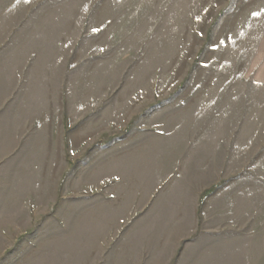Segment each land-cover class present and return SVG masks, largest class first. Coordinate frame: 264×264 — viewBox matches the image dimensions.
Listing matches in <instances>:
<instances>
[{"label":"rangeland","instance_id":"374dc122","mask_svg":"<svg viewBox=\"0 0 264 264\" xmlns=\"http://www.w3.org/2000/svg\"><path fill=\"white\" fill-rule=\"evenodd\" d=\"M260 68L264 0H0V264H264Z\"/></svg>","mask_w":264,"mask_h":264},{"label":"crops","instance_id":"0c3cea01","mask_svg":"<svg viewBox=\"0 0 264 264\" xmlns=\"http://www.w3.org/2000/svg\"><path fill=\"white\" fill-rule=\"evenodd\" d=\"M261 70L259 71V83L262 85L264 84V68H260ZM14 156V149H11V151H8V146L3 144L2 146L0 145V164L2 166H5V168L8 165V160ZM6 213L5 211H3Z\"/></svg>","mask_w":264,"mask_h":264}]
</instances>
